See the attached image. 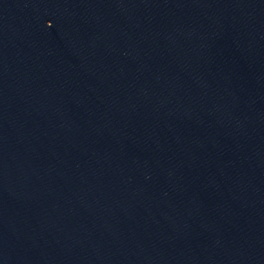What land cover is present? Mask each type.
<instances>
[{
	"label": "water",
	"instance_id": "1",
	"mask_svg": "<svg viewBox=\"0 0 264 264\" xmlns=\"http://www.w3.org/2000/svg\"><path fill=\"white\" fill-rule=\"evenodd\" d=\"M0 264H264V0H0Z\"/></svg>",
	"mask_w": 264,
	"mask_h": 264
}]
</instances>
